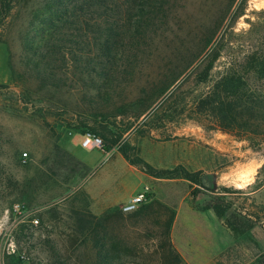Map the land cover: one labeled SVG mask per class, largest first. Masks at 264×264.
<instances>
[{
	"label": "rangeland",
	"instance_id": "rangeland-1",
	"mask_svg": "<svg viewBox=\"0 0 264 264\" xmlns=\"http://www.w3.org/2000/svg\"><path fill=\"white\" fill-rule=\"evenodd\" d=\"M230 2L188 0L168 19L171 28L141 38L137 51L128 36L109 85L81 75L72 42L56 63L63 81L33 76L24 40L55 0H19L8 15L0 9V264H96L88 224L76 213L92 214L93 192L124 198L146 187L149 200L137 211L125 214L120 203L98 217L123 264H170L157 252L168 224L185 264H264V101L260 114L245 111L235 126L200 103L228 75L246 97L264 99V0ZM228 7L225 49L200 83L196 68L207 52L185 68L199 48L196 28L222 20ZM87 132L106 140L103 133L112 150L83 148ZM123 151L156 172L182 166L208 175L213 190L147 175ZM219 195L233 203L224 219L207 209ZM228 219L256 222L235 235Z\"/></svg>",
	"mask_w": 264,
	"mask_h": 264
},
{
	"label": "trees",
	"instance_id": "trees-1",
	"mask_svg": "<svg viewBox=\"0 0 264 264\" xmlns=\"http://www.w3.org/2000/svg\"><path fill=\"white\" fill-rule=\"evenodd\" d=\"M18 1L1 0L2 13L8 15L13 4L15 6ZM187 3L188 0H55V3L48 7L47 16L35 20L34 29L24 40L28 65H32L33 76L42 82L59 84L58 81L63 80L57 79V72H60L61 67L56 63L58 60L61 63L64 61L65 45L72 42L75 47L73 51L71 49L70 54L79 65L81 75L85 73L88 77L96 75L95 77L105 85H109L115 80L113 73L115 63L120 58L124 59L127 53H123L122 50L129 47L124 44L128 36H131L129 44L137 46L133 51H137L142 46L141 38H153L170 29L171 23L168 19L171 15L177 14L178 10L175 9L181 5L186 6ZM233 3L234 0H231L230 6ZM229 10L228 7L222 20L208 25L202 23L196 28L195 44L199 48L196 50V47L194 48L193 58L185 68L193 67L207 52L206 58L196 68L199 70L197 80L200 83L209 81L211 72L225 49V37H221V31ZM241 91L237 77L228 75L216 85L215 91L200 103L204 108H211L217 115H222V123L235 126L243 118L245 111L260 114L259 109L264 101L258 96L246 97ZM100 134L106 139L104 142L107 141L103 150L109 153L115 142L110 143L103 133ZM123 154L132 165L141 168L147 175L156 178L185 179L199 188L213 190L212 186H207L210 177L201 172H190L182 166L156 172L146 162L131 161L124 151ZM207 209L213 210L219 219H224L233 209V203L226 196L219 195L212 200ZM140 214L141 212L134 216ZM75 217L77 221L88 224L87 231L91 235L93 249L96 251V264H123L118 245L113 243L114 237L106 232L102 218L87 212L76 213ZM255 222L252 219L245 221L228 219L225 224L235 235H244L253 228ZM169 228L170 224L163 232L157 252L170 264H185L170 241ZM85 231L83 229L82 234Z\"/></svg>",
	"mask_w": 264,
	"mask_h": 264
},
{
	"label": "built area",
	"instance_id": "built-area-1",
	"mask_svg": "<svg viewBox=\"0 0 264 264\" xmlns=\"http://www.w3.org/2000/svg\"><path fill=\"white\" fill-rule=\"evenodd\" d=\"M81 146L88 150H103L105 142L100 136L91 132H87L82 136ZM24 157H27V154H25ZM150 194L151 190L146 187L144 192H138L128 202L123 204L121 211L125 214L137 211L141 206L148 202ZM16 211L19 212L20 208L17 207ZM36 223H38V221H36Z\"/></svg>",
	"mask_w": 264,
	"mask_h": 264
},
{
	"label": "crops",
	"instance_id": "crops-1",
	"mask_svg": "<svg viewBox=\"0 0 264 264\" xmlns=\"http://www.w3.org/2000/svg\"><path fill=\"white\" fill-rule=\"evenodd\" d=\"M74 141L71 142L70 144V148L73 147ZM84 165H86L89 169V165L86 163V161H82L80 160ZM108 174L106 173L105 176H103L101 178V180L97 183V185H99L100 183H102L103 178H108ZM135 190L133 191H128V193L125 195L124 198L122 197H117L116 194H113V192H111L110 194L107 193L106 195L102 196V198H97V196H95L94 192L91 194L92 195V200H94L93 205L91 207V212L94 216L96 217H101L102 215H104L106 212H108L110 209H112L116 204H120V203H126L128 202L133 196L132 193H134ZM137 194V193H136Z\"/></svg>",
	"mask_w": 264,
	"mask_h": 264
}]
</instances>
